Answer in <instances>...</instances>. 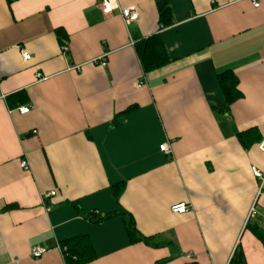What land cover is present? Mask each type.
I'll return each instance as SVG.
<instances>
[{"label":"crops","instance_id":"1","mask_svg":"<svg viewBox=\"0 0 264 264\" xmlns=\"http://www.w3.org/2000/svg\"><path fill=\"white\" fill-rule=\"evenodd\" d=\"M258 2L115 0L103 16L97 0H0V264H64L63 244L79 236L95 256L86 264H228L237 247L264 264L251 232L264 233ZM131 6L138 19L126 25L119 10ZM152 35L168 62L144 73L134 47ZM228 70L240 98L224 109L217 76ZM179 203L190 211L171 213ZM129 220L159 246L132 242Z\"/></svg>","mask_w":264,"mask_h":264},{"label":"trees","instance_id":"2","mask_svg":"<svg viewBox=\"0 0 264 264\" xmlns=\"http://www.w3.org/2000/svg\"><path fill=\"white\" fill-rule=\"evenodd\" d=\"M10 2L11 0H8V3ZM158 22L162 28L168 26L171 22L169 9L164 4H160L158 6ZM57 36L60 41L64 39V35L61 31H57ZM61 43L63 44V42ZM134 48L144 73L159 69L168 62L165 47L158 35H152L151 37L140 41ZM217 81L224 97V109H227L232 103L240 98V93L237 90V79L233 72L228 70L219 74L217 76ZM14 96L18 97L19 94L18 96L17 94ZM121 190V188H116V196L121 193ZM117 215L122 216V214L117 213L107 214L105 216L90 213L83 214L82 216L93 222H102ZM127 229L130 237L132 238V242L142 241L148 245L153 244V246H159L154 244L153 241V243H150V238L139 237L135 232L134 224L130 220L127 224ZM251 232L264 247V233L256 228H252ZM63 246L65 247V251H63L64 264H86L95 259L90 243L84 236L73 238L64 243ZM228 264H246L242 250L239 247H237L234 251Z\"/></svg>","mask_w":264,"mask_h":264},{"label":"built area","instance_id":"3","mask_svg":"<svg viewBox=\"0 0 264 264\" xmlns=\"http://www.w3.org/2000/svg\"><path fill=\"white\" fill-rule=\"evenodd\" d=\"M250 1L252 2L253 7L257 8L259 6L258 0H250ZM97 2H98V5L100 7L101 14L103 16L110 15L113 12V10L116 8L115 0H97ZM119 12H120V15L122 17L124 24H126V25H129L133 22H136L138 19V14H137L136 8L133 6L120 9ZM62 52L64 53V55L67 54L68 48H67L66 44L63 45ZM20 54H21L22 60L25 62H27L31 59L30 54L24 50H20ZM96 62H98L102 66H104L105 65L104 56H102ZM76 69H79V68H76ZM35 77L37 80L41 79L40 74H36ZM29 111H30V108L27 106H22V107H19L17 109V112L20 115H26ZM258 149L264 153V133L261 136L260 142L258 144ZM159 150L166 157H170L172 155L171 148H170L169 144H167V143L160 145ZM20 168L27 171L28 170L27 163L24 161L21 162ZM252 174L254 175V177H257V178L262 177L260 172L254 168L252 169ZM54 195H55L54 191L49 192L48 194L44 195L42 201L46 202L48 199L52 198ZM170 211L173 214L182 215V214H186L190 211V206H188L185 203H179V204L173 205L170 208ZM255 216H256V211H255V209L252 208L249 212L248 219H253ZM62 250L65 251V249H62ZM43 254H44V250L37 248V247L32 248L30 251V257L34 258V259L40 258Z\"/></svg>","mask_w":264,"mask_h":264},{"label":"rangeland","instance_id":"4","mask_svg":"<svg viewBox=\"0 0 264 264\" xmlns=\"http://www.w3.org/2000/svg\"><path fill=\"white\" fill-rule=\"evenodd\" d=\"M153 241H154V242H158L159 240H158V239H154Z\"/></svg>","mask_w":264,"mask_h":264}]
</instances>
